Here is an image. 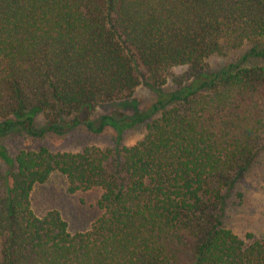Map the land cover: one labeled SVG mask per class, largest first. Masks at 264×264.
<instances>
[{
    "label": "trees",
    "instance_id": "16d2710c",
    "mask_svg": "<svg viewBox=\"0 0 264 264\" xmlns=\"http://www.w3.org/2000/svg\"><path fill=\"white\" fill-rule=\"evenodd\" d=\"M248 60L264 61V0H0V134L144 128L131 145L0 148V264H264V240L223 221L264 135V64ZM143 81L157 93L145 113L92 118ZM53 172L69 193L101 190L88 230L32 211Z\"/></svg>",
    "mask_w": 264,
    "mask_h": 264
},
{
    "label": "rangeland",
    "instance_id": "374dc122",
    "mask_svg": "<svg viewBox=\"0 0 264 264\" xmlns=\"http://www.w3.org/2000/svg\"><path fill=\"white\" fill-rule=\"evenodd\" d=\"M243 53L244 50H233L228 53L227 57H213L209 60V70L215 72L229 62L237 63ZM247 63L264 64V61L248 60ZM182 70L177 68L175 73H181ZM173 90L174 85L171 82L162 88L164 92ZM156 99L157 93L143 81L132 98L124 102L121 107L100 105L91 116L96 119L101 114L112 112H121L127 116L141 115ZM42 125L43 120L37 117L36 127ZM143 134V127L134 126L125 128L122 134L115 138V132L110 127L100 134H93L85 126L78 125L63 135L49 132L40 138H33L24 132L0 134V148L11 158L19 150H36L40 147H46L51 151L77 152L86 146L112 147L115 145L114 140L117 139H120L121 144L131 145L141 139ZM6 171H8L7 164L0 156V174ZM100 195L99 188L69 193L66 178L60 173L53 172L46 182L33 187L30 193V207L37 216H42L50 210H56L67 223L70 233L84 232L102 212L97 206ZM223 221L227 228L242 239H246V234H252L253 239L264 240V135L249 166L231 184L224 202Z\"/></svg>",
    "mask_w": 264,
    "mask_h": 264
}]
</instances>
